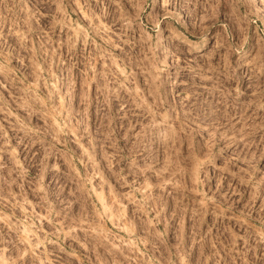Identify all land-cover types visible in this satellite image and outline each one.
<instances>
[{
	"label": "rangeland",
	"instance_id": "374dc122",
	"mask_svg": "<svg viewBox=\"0 0 264 264\" xmlns=\"http://www.w3.org/2000/svg\"><path fill=\"white\" fill-rule=\"evenodd\" d=\"M0 264H264V0H0Z\"/></svg>",
	"mask_w": 264,
	"mask_h": 264
},
{
	"label": "bare ground",
	"instance_id": "6f19581e",
	"mask_svg": "<svg viewBox=\"0 0 264 264\" xmlns=\"http://www.w3.org/2000/svg\"><path fill=\"white\" fill-rule=\"evenodd\" d=\"M158 36H159V42L162 44L164 42V37L160 33ZM202 42H203V44H205L207 42V37H204Z\"/></svg>",
	"mask_w": 264,
	"mask_h": 264
}]
</instances>
